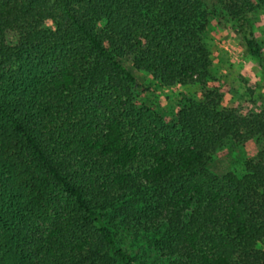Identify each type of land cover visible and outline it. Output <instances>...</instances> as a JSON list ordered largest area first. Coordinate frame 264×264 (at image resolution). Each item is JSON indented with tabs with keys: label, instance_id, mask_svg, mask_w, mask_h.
Returning <instances> with one entry per match:
<instances>
[{
	"label": "trees",
	"instance_id": "16d2710c",
	"mask_svg": "<svg viewBox=\"0 0 264 264\" xmlns=\"http://www.w3.org/2000/svg\"><path fill=\"white\" fill-rule=\"evenodd\" d=\"M248 12L231 14L264 70ZM214 13L190 0H0V264H130L111 213L157 232L171 264H264V111L222 107ZM134 71L199 85L203 101L168 123L137 106ZM227 141L261 144L242 178L209 169Z\"/></svg>",
	"mask_w": 264,
	"mask_h": 264
},
{
	"label": "rangeland",
	"instance_id": "374dc122",
	"mask_svg": "<svg viewBox=\"0 0 264 264\" xmlns=\"http://www.w3.org/2000/svg\"><path fill=\"white\" fill-rule=\"evenodd\" d=\"M199 1L216 17L210 21L207 40L212 53L211 73L222 87V107L236 108L242 114L264 111V70L252 57L240 35V19L231 14L232 10L244 6L248 9L255 36L264 50V7L258 0H190ZM228 1V0H227ZM123 66L132 70V60L121 61ZM137 85L133 95L138 107H148L168 123L177 121L179 110L191 101H203V88L199 85L163 87L152 76L135 72ZM261 149L259 142L253 141L239 147L227 141L214 155L209 169L212 173L224 176L233 173L245 176V163L256 157ZM136 208V207H135ZM117 244L132 258L130 264H171L173 259L164 256L156 247L159 239L155 231H146L136 222L127 223L125 217L111 213ZM258 248L264 251L262 244ZM116 264H125L116 262Z\"/></svg>",
	"mask_w": 264,
	"mask_h": 264
}]
</instances>
